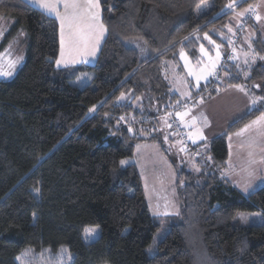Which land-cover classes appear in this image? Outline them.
<instances>
[{
    "label": "trees",
    "instance_id": "1",
    "mask_svg": "<svg viewBox=\"0 0 264 264\" xmlns=\"http://www.w3.org/2000/svg\"><path fill=\"white\" fill-rule=\"evenodd\" d=\"M257 1L236 0L234 9ZM100 3L107 34L97 59L57 68L58 19L28 0H0V65L18 61L12 76H0V264H20L28 246L62 245L71 264H264V222L235 219L239 211L264 215V184L245 193L222 175L229 135L264 112V103L202 144L210 159L196 160L199 171L179 165L160 126V116L182 103L164 73L170 61L180 62L181 51L197 60L205 33L231 50V0ZM254 28L252 54L264 56V28ZM219 70L222 80L211 78L201 92L248 81L264 97V60L250 68L230 60ZM86 72V85L74 82ZM145 141L158 143L177 169L179 215L150 209L131 159ZM88 225L100 228L89 241Z\"/></svg>",
    "mask_w": 264,
    "mask_h": 264
},
{
    "label": "rangeland",
    "instance_id": "2",
    "mask_svg": "<svg viewBox=\"0 0 264 264\" xmlns=\"http://www.w3.org/2000/svg\"><path fill=\"white\" fill-rule=\"evenodd\" d=\"M208 4H210V2L209 3L207 2V4L200 9V11L207 8V6H209ZM250 4L251 3L243 6L241 9L243 10L247 8ZM263 4H264V0H263ZM258 6L259 5L257 4L258 12L260 14V9ZM100 9H101V3H100ZM101 16H102V11H101ZM233 18L236 19L235 24L237 26L235 30H233V27L231 26L232 24L227 27L225 39L228 42L232 41V43H229L230 48L233 49L235 47L238 52L241 39L245 38L246 34L249 32L248 26H251L252 22L250 21L244 33L242 34L240 40H238V42L233 46L234 35L236 34L237 32L236 30L239 25L237 24V16L233 14L232 20ZM253 20L256 21V18ZM262 22L263 21H260V25L262 26V28H264V23ZM229 29H231V31ZM249 34L250 35L255 34L254 29L253 31H250ZM249 34H248V38L245 39L247 41L249 40ZM250 45L251 48L253 49L252 42ZM252 49H250L249 51L250 53H252ZM226 54H224V56ZM241 63L243 62L241 61ZM164 73L172 89L178 92L179 101L183 100L186 102L188 101L191 102L192 100H195V103L196 102L200 103V98L203 97V103H200V105L205 104L206 111L203 110L202 113L204 116L207 117L208 125L211 126L215 124H220V125L223 124L226 125L227 127V125L230 122H232L234 119L242 115L248 109L254 107V106H250V99L254 97H261L254 89L256 88L254 87V85H258V83L255 82L254 84H251L250 82L245 81L244 83H239V85H244L249 90V95H245L243 92L236 90L234 87H227L228 89L226 91H223L215 98L208 101V99L205 98L206 97L208 98V96L211 95L210 94H207L208 96L207 95L203 96L202 94L199 95V93L201 92L200 91L201 88L200 89L195 88L196 89L195 95L193 94L191 95V98H187L188 97L187 95H181V93H187L189 91L191 92V94L194 93L193 92L194 82L192 77H189L187 75V68L181 64V61L180 62H175L174 60L170 61ZM90 76H91L90 72L83 73L78 78H76L74 82L80 86H84L86 85L87 82L90 81ZM188 104L186 106H188ZM206 112L207 115L205 114ZM166 119H167V124H169V119L167 117ZM160 120H161L160 126L162 128L164 129L167 128V131L170 129L171 132L175 133V135H172L175 137V140L174 141L166 140V143L171 148V150L177 154L179 165L183 166L187 162L188 164L186 165V167L188 169H192V170L196 169L197 171L198 165L196 163V160L209 158L207 155L206 148H204L207 146V144L200 146L201 147L200 155H195L189 152L183 153L179 151L180 147L182 146L181 140L178 138L176 132L172 129V127L166 126L165 116L161 115ZM239 130L229 135L232 137L231 141H229V137H228V143L229 145L231 144L229 151L230 159L227 162V167L222 170V174L227 172V175L224 176L230 179L232 182H234L235 185L242 191V189L238 185L245 183V181L247 180V172L245 171V169H248L250 158L248 156L249 149L247 147L242 149L240 145L242 143L246 145L247 140L250 138V136H254L255 134L252 133V134H246L245 136L242 137H237L235 133L239 132ZM257 139L259 146L254 149L255 151L254 159L259 160L261 155H264V153H261L260 151L261 148H264V140H259V138ZM138 145L140 147L139 149H137L136 147L135 154L133 157L134 160H136L140 164V169L144 180L145 193L147 194L148 203L152 213L157 205H159V211L161 212L163 211H168L169 213L178 212L179 201H178V194L176 187V182H177L176 167L173 164H170V161H168V158L165 156L164 152L160 149V147L156 143L148 144L147 142L146 143L141 142ZM252 167L255 168L257 177H264V164L258 163L253 165ZM263 184H264V179L253 180V187L249 190V192L258 188ZM241 214L249 217L248 224H260L264 222V215L260 211H239L237 212L235 219L240 221L239 216ZM87 227H97V233L92 238L86 240L89 241L98 237L100 232L99 226L88 225ZM62 249H66L71 253L70 261L61 255ZM72 258H73L72 252L66 245H62L56 250H53L49 247L35 249L32 246H28L20 253L18 257V261L20 264H71Z\"/></svg>",
    "mask_w": 264,
    "mask_h": 264
},
{
    "label": "snow or ice",
    "instance_id": "3",
    "mask_svg": "<svg viewBox=\"0 0 264 264\" xmlns=\"http://www.w3.org/2000/svg\"><path fill=\"white\" fill-rule=\"evenodd\" d=\"M33 3L37 4V6L45 13L51 16L56 17L59 20L60 24V58L55 61L57 68L60 67H69L76 63H86L88 62L89 57H95L97 50L99 49L101 41L105 37V33L107 29L105 28L101 16H100V3L99 0H32ZM229 9H234L236 7V0H231V3L226 5ZM63 9V13L61 11ZM199 11V7L197 8ZM256 9L253 5H249L247 8L243 9L237 15L239 17H244L247 13H255ZM256 20L259 21L261 17L257 14ZM231 31V29H229ZM205 38L209 40L211 44H213L216 48L215 58L209 55L207 49L204 48L203 45L200 46V51L203 53L205 57H207V62L203 60H198L197 65L193 67L189 63V58L186 54L181 51L180 56L185 61V67L187 68V75L192 77L194 83L193 87L196 89L201 88V81L204 82L205 87L209 82V78H214L215 81H221L222 77L218 74V69L222 68V54L220 52V45L216 44L214 40L208 36L207 33L204 34ZM187 39V38H185ZM232 43V41H229ZM249 47L251 45L249 44ZM264 60V56H258V54L249 55V53H244L243 64L251 67L252 64L256 62V59ZM228 60H239L240 56L237 52V49L234 47L232 49V54L227 57ZM18 61L9 60L6 70L3 65H0V76L10 77L14 74L16 65ZM235 67L238 69V72L242 74L244 79H248L250 76V71H244L239 68V64H236ZM231 75L230 72L224 71L223 77H229ZM227 87H234L236 90L243 92L245 95H249V90L244 85H227ZM254 87L259 88V85H254ZM216 90L219 91V85L217 84ZM181 95H187L191 98V92L181 93ZM126 97L124 94H121L119 99L123 100ZM180 103V101H177ZM200 103H203V97L200 98ZM258 103H264V97H254L250 99V106H255ZM187 108V106L185 105ZM95 109H90V111H94ZM190 109H187L184 112L175 113L176 116L180 117L181 120L184 119L185 116L190 114ZM172 113H167L166 116H171ZM124 120V117L120 118ZM201 120L205 126H207L208 121L206 116H201ZM196 117H192V122L190 124L186 123L185 127L193 128V131L188 133V138L192 140V143H196L198 140H205L206 137L203 134L201 128L196 127ZM165 124L167 127H171L170 124H167V119L165 117ZM128 131H133L131 127H129ZM143 133V129L140 130ZM152 131H157V129H153ZM254 136H250L247 140L246 145L241 144L240 147L243 149L247 147L249 149V165L248 169H245L247 172V180L245 183L238 185L243 192L248 193L249 190L253 187V180L255 179H264V177H257L256 170L252 166L255 164H264V155H261L259 160L254 159L255 151L254 149L258 147V139L264 140V112H262L255 120H252L250 123L245 124L243 128L239 130V132L235 133L237 137L245 136L246 134H252ZM175 135V133H173ZM168 139L167 136L164 137L166 141ZM232 137L229 136V141H231ZM139 145H137V149H139ZM231 147V144L229 145ZM179 151L185 152L186 148L181 146ZM261 153H264V148L260 149ZM210 159V157H209ZM120 165H127L129 163L128 160H120ZM199 171V169H197ZM222 175H227V172ZM39 193V189L35 190ZM153 215L158 217H165L169 215H179L178 212L169 213L168 211H159V205L153 210ZM239 220L242 224L249 223V217L241 214L239 216ZM85 239H90L97 233V227H85L84 230ZM61 255L65 257L67 260H71V253L66 250H61Z\"/></svg>",
    "mask_w": 264,
    "mask_h": 264
},
{
    "label": "crops",
    "instance_id": "4",
    "mask_svg": "<svg viewBox=\"0 0 264 264\" xmlns=\"http://www.w3.org/2000/svg\"><path fill=\"white\" fill-rule=\"evenodd\" d=\"M29 2H31L32 4H34V5H36L37 6V4H35V3H33L32 2V0H28ZM256 4V6H257V4L259 5L258 7H259V9H260V17H261V19L259 20V21H255V22H252L251 23V26H248L249 27V32L246 34V36H245V38H242L241 39V42H240V44H239V50H238V54H239V56H240V59L239 60H236L237 62H241V61H243V59H244V53L245 52H247V53H249V55H252V53H250L249 51H250V49H252L251 47H249V44H251V42H252V39H253V37L255 36V34H253V35H250L249 33H250V31H253V29H254V33H255V28H254V25L255 24H258V25H260V21H263L262 23H264V4H263V0H258L257 1V3H255ZM100 10V16H101V9H99ZM61 11H62V13H63V9H61ZM240 11H242V9H234V15H236L237 16V24H239V22H240V20H241V18L242 17H239L238 15H237V13H239ZM262 17H263V19H262ZM59 21V20H58ZM233 21H234V23H233ZM103 22V21H102ZM236 19L235 18H233V20H232V27H233V30H235V28H236ZM104 24V23H103ZM104 26H105V24H104ZM106 28V27H105ZM106 34H107V32L105 33V37H106ZM248 34H249V40L247 41V40H245V39H247L248 38ZM105 37H104V39H105ZM104 39L101 41V43H100V46H99V49L97 50V52H96V55H95V57H89L88 58V62H93V61H95L96 59H97V56H98V53H99V51H100V48H101V45H102V43H103V41H104ZM212 39V38H211ZM212 40H214L215 42H216V44H218V45H220L221 47H220V52H221V54H222V58L224 57V54H225V46L221 43V42H219V41H216L215 39H212ZM203 46H204V48L205 49H207V51H208V53H209V55H211L213 58H215V52H216V48H215V46L213 45V44H211L210 42H209V40L208 39H205V42L203 43ZM185 54H186V56L189 58V63L193 66V67H195L196 65H197V61L198 60H203L204 62H207V57H205L204 55H203V53H201V51H200V55H199V58L197 59V60H194L193 58H191V56L187 53V52H185V51H183ZM60 58V52H59V55H58V58L57 59H59ZM223 60V59H222ZM180 61H181V64L184 66L185 65V61L181 58V56H180ZM222 62V61H221ZM76 64H78V63H76ZM74 65V64H73ZM185 67V66H184ZM218 72H219V69H218ZM211 79V77L209 78V80ZM194 82V81H193ZM204 84V82L203 81H201V86ZM237 85V84H236ZM228 88L226 87V89L224 88L223 90H221L220 92H218V93H216V94H214V95H211V96H208L207 94L208 93H203V92H201V93H199V95L200 94H202L203 96H208V98L206 97L205 99H208V101L209 100H211V99H213V98H215L217 95H219L220 93H222L223 91H226ZM195 87L193 88V92L194 93H192V95L194 94L195 95ZM181 98V97H180ZM187 98H189V97H187ZM186 98V99H187ZM193 99V98H192ZM181 100V99H180ZM183 101V100H182ZM207 101V100H206ZM140 102V100H137V103L138 104H140L139 103ZM185 102V101H184ZM244 102V101H243ZM141 105V104H140ZM187 109H190L191 111H190V114L188 115V116H185L184 117V119L183 120H181L184 124H186V123H188V124H190L191 122H192V117H196L197 118V121H196V127H198V128H201L202 129V131H203V134H204V136L206 137V139L205 140H198L197 142H196V144H201V146H202V144L204 143V142H208L213 136H215V135H217V134H219V133H221V132H223L225 129H226V125H223V124H215V125H213V126H211V125H208L207 124V126H205L204 124H203V122H202V120H201V116H204L203 115V113H202V111L203 110H205L206 109V106H205V104L204 105H200V103H195V100H192L189 104H188V106H187V108L186 107H183L182 109H180V110H178L177 112H184V111H186ZM206 111V110H205ZM176 112V113H177ZM245 113V112H244ZM243 113V114H244ZM206 115H207V112L205 113ZM241 116V115H240ZM180 118V117H179ZM211 119H213V118H211ZM250 123V122H249ZM228 126V125H227ZM189 128V133L190 132H192L193 131V128H191V127H188ZM167 129V128H166ZM169 131V133L171 134V135H173V132H171V130L169 129L168 130ZM168 131H166V135L165 136H168V134H167V132ZM148 143V144H154V143H156V142H153V141H145V143ZM159 147H160V145L158 144V143H156ZM160 149H161V147H160ZM162 150V149H161ZM163 151V150H162ZM229 151H230V147H229ZM184 153V152H183ZM165 154V153H164ZM165 156L167 157V155L165 154ZM168 158V157H167ZM132 159L134 160V157H132ZM230 159V155H229V158H228V160ZM228 160H227V162H228ZM136 163H137V165H138V167H139V170H140V173H141V169H140V164L136 161V160H134ZM168 161H170L169 160V158H168ZM170 164H172L171 163V161H170ZM141 175H142V173H141ZM143 178V177H142ZM228 179V178H227ZM230 180V179H229ZM231 181V180H230ZM232 182V181H231ZM143 183H144V180H143ZM234 185H235V183L234 182H232ZM236 186V185H235ZM145 187V186H144ZM146 197H147V194H146ZM148 200V199H147Z\"/></svg>",
    "mask_w": 264,
    "mask_h": 264
},
{
    "label": "built area",
    "instance_id": "5",
    "mask_svg": "<svg viewBox=\"0 0 264 264\" xmlns=\"http://www.w3.org/2000/svg\"><path fill=\"white\" fill-rule=\"evenodd\" d=\"M253 6L256 9L255 13H247L244 17H242V20L240 21L238 28L236 30L237 32L234 35L233 46L238 42V40H240V38H241L242 34L244 33L249 22L251 20L255 19L257 14L259 15L258 8H257L256 4H254ZM231 54H232V49L223 57V60L221 62V64L223 66L225 65V63L230 61L227 59V57ZM218 74H219V72H218ZM189 102L190 101H188V102L183 101L177 107L166 110L162 115L169 119V124L171 125L172 129L176 132L178 138L181 140V145L186 148L185 152L193 153L195 155H200L201 154V150H200L201 147L196 143H192V140L190 138H188L189 128L185 127V124L181 121V119L175 115V113L178 110L185 107V105H187ZM167 113H172V115L166 116ZM121 117H124V116L121 115L120 118ZM123 122H124V124L127 123L125 119Z\"/></svg>",
    "mask_w": 264,
    "mask_h": 264
}]
</instances>
